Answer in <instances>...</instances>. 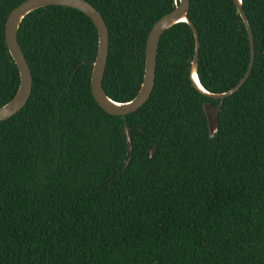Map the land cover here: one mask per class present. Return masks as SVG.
<instances>
[{
	"label": "trees",
	"instance_id": "trees-1",
	"mask_svg": "<svg viewBox=\"0 0 264 264\" xmlns=\"http://www.w3.org/2000/svg\"><path fill=\"white\" fill-rule=\"evenodd\" d=\"M24 1L0 0V107L18 86L4 23ZM83 1L107 29L102 91L126 103L141 84L148 32L176 0ZM241 8L253 62L223 99L212 137L202 105L218 101L188 80L186 24L161 34L149 98L120 118L90 94L91 22L57 6L22 19L16 41L31 89L0 122V264H264V0ZM187 19L200 87L231 90L249 63L233 1L188 0Z\"/></svg>",
	"mask_w": 264,
	"mask_h": 264
},
{
	"label": "water",
	"instance_id": "water-1",
	"mask_svg": "<svg viewBox=\"0 0 264 264\" xmlns=\"http://www.w3.org/2000/svg\"><path fill=\"white\" fill-rule=\"evenodd\" d=\"M232 1L235 10L244 25L249 43V63L243 77L239 80L234 88L221 94H210L200 87L196 75L199 46L198 37L191 23L187 19L188 0H176V4L173 9L169 13L159 18L151 26L148 32L144 46L142 79L137 93L130 101L126 103H115L106 97L101 88V80L107 58L108 34L106 26L99 14L83 0H25L8 14L4 23V44L8 55L10 56L17 70L18 86L11 100L0 107V122L11 118L17 112H19L26 104L30 95V73L16 41L18 27L22 19L29 13L41 8L57 6L68 8L84 15L91 22L95 29L97 42L94 60L93 62L89 63L91 67L89 89L95 104L104 114L111 117L124 118L125 116L135 112L147 101L153 88L156 50L159 37L167 29L176 24H186L189 27L194 40V50L188 71V80L192 88L200 95L210 100L218 101L217 106H211L210 104L202 105V111L207 124V132L209 137H212L217 129V114L223 99L235 93L246 81L253 62L252 35L248 22L242 12L241 0ZM123 133L126 143L128 144V151H130V134L129 129L126 126L123 127ZM152 151L153 147L150 150L149 156H152Z\"/></svg>",
	"mask_w": 264,
	"mask_h": 264
}]
</instances>
